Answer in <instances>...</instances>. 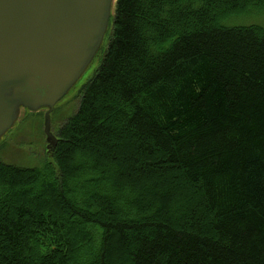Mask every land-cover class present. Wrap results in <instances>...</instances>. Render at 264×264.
Here are the masks:
<instances>
[{"label":"trees","instance_id":"1","mask_svg":"<svg viewBox=\"0 0 264 264\" xmlns=\"http://www.w3.org/2000/svg\"><path fill=\"white\" fill-rule=\"evenodd\" d=\"M0 264H264V0H116L53 159L0 160Z\"/></svg>","mask_w":264,"mask_h":264},{"label":"water","instance_id":"2","mask_svg":"<svg viewBox=\"0 0 264 264\" xmlns=\"http://www.w3.org/2000/svg\"><path fill=\"white\" fill-rule=\"evenodd\" d=\"M110 1L0 0V132L13 116L7 87L26 104L53 107L99 41Z\"/></svg>","mask_w":264,"mask_h":264},{"label":"rangeland","instance_id":"3","mask_svg":"<svg viewBox=\"0 0 264 264\" xmlns=\"http://www.w3.org/2000/svg\"><path fill=\"white\" fill-rule=\"evenodd\" d=\"M116 0L110 1L108 18L103 33L80 71L63 93L50 104L33 106L15 97L13 89L7 87V95L14 99L12 122L0 132V160L22 166H41L53 159L55 141L59 129L80 105L85 84L89 81L106 54L113 35ZM49 115V124L47 121ZM115 244V242H114ZM115 247V246H114ZM114 263L122 260V248L114 251Z\"/></svg>","mask_w":264,"mask_h":264}]
</instances>
